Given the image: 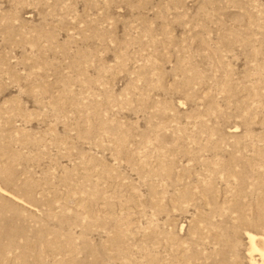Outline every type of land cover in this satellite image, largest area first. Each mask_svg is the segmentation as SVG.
Wrapping results in <instances>:
<instances>
[{
	"label": "rangeland",
	"instance_id": "obj_1",
	"mask_svg": "<svg viewBox=\"0 0 264 264\" xmlns=\"http://www.w3.org/2000/svg\"><path fill=\"white\" fill-rule=\"evenodd\" d=\"M248 233L264 0H0V264H261Z\"/></svg>",
	"mask_w": 264,
	"mask_h": 264
},
{
	"label": "bare ground",
	"instance_id": "obj_2",
	"mask_svg": "<svg viewBox=\"0 0 264 264\" xmlns=\"http://www.w3.org/2000/svg\"><path fill=\"white\" fill-rule=\"evenodd\" d=\"M246 237L249 240L250 245H251V253L250 254L253 255V253H257L261 258V261H262L261 264H264V249H261L257 245L258 240H261L264 243V237H260V236H257L255 234H251V233H248L246 235ZM251 264H260V263H258L255 259L251 258Z\"/></svg>",
	"mask_w": 264,
	"mask_h": 264
}]
</instances>
